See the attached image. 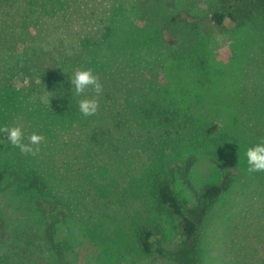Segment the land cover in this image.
Here are the masks:
<instances>
[{"label": "rangeland", "instance_id": "obj_1", "mask_svg": "<svg viewBox=\"0 0 264 264\" xmlns=\"http://www.w3.org/2000/svg\"><path fill=\"white\" fill-rule=\"evenodd\" d=\"M215 1L0 0V129L45 138L23 154L0 132V264L33 261L46 224L33 196L62 205L75 264H173L137 243L147 227L169 251L184 240L155 196L165 181L201 264L264 263V172L246 157L264 143V13L220 30ZM89 69L103 91L85 117L79 101L97 97L70 78ZM208 184L222 192L205 202Z\"/></svg>", "mask_w": 264, "mask_h": 264}, {"label": "trees", "instance_id": "obj_2", "mask_svg": "<svg viewBox=\"0 0 264 264\" xmlns=\"http://www.w3.org/2000/svg\"><path fill=\"white\" fill-rule=\"evenodd\" d=\"M262 8H264V0H216L206 21L220 30H228L236 26L242 18H248L254 10H259L260 14L264 13ZM185 20L182 15H175L171 17L170 22L176 24ZM261 23L264 26V18L261 19ZM1 175L0 173V178ZM221 192L220 186L208 184L201 189L200 195L205 202H209L215 200ZM155 196L162 207L167 208L180 219L184 240L179 248L169 251L159 243L158 234L153 229L141 228L137 235L141 252L144 255L155 252L158 256L172 261L173 264H201L195 250L198 225L185 212L172 185L167 181L159 183L155 188ZM33 201L45 217L46 224L42 228L40 244L32 252L33 261L27 264H75V260L77 257L80 258L81 253L77 249L73 251L74 243L68 231L62 229L61 225L60 227L57 225L63 212L62 205L43 196H33ZM6 226L8 225H0V235L5 234L2 228ZM123 261L126 263L121 262L120 259L116 260L117 264H143L133 260L127 261V259Z\"/></svg>", "mask_w": 264, "mask_h": 264}, {"label": "clouds", "instance_id": "obj_3", "mask_svg": "<svg viewBox=\"0 0 264 264\" xmlns=\"http://www.w3.org/2000/svg\"><path fill=\"white\" fill-rule=\"evenodd\" d=\"M70 83L74 87L77 96L82 95L85 90H91L95 93L97 98H85L79 101V110L85 117L95 115L99 108L98 97L103 91L99 77L94 75L91 69L81 70L75 73L74 78H70ZM0 132L6 134L7 141L14 147L19 148L23 154H34L39 151L38 146L45 139L42 135L32 134L28 138L29 143L25 144L23 143L24 134L21 127H5L0 129ZM33 145L37 147L34 149ZM246 157L249 165L247 172L249 174L264 172V143L248 148Z\"/></svg>", "mask_w": 264, "mask_h": 264}]
</instances>
